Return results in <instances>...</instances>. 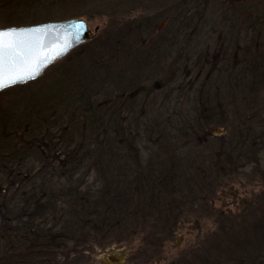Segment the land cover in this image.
Masks as SVG:
<instances>
[{
    "label": "trees",
    "instance_id": "trees-1",
    "mask_svg": "<svg viewBox=\"0 0 264 264\" xmlns=\"http://www.w3.org/2000/svg\"><path fill=\"white\" fill-rule=\"evenodd\" d=\"M8 1L13 12L4 19L9 24L26 19L20 14L40 10L46 1L62 9L98 4L96 12L111 18L104 38L76 49L47 78L0 92V264H83L80 255L59 257L69 245L128 235L138 227L144 232L150 228L146 246L154 245L148 241L155 236L166 242L177 217L186 207L205 206L216 177L224 175L220 158L212 170L215 176L208 175L205 160L216 151L206 132L224 124L210 107L227 90L221 73L234 69L236 54L229 60L228 48L220 52L218 61L226 59V64L218 70L207 64L208 73L199 82L206 64L195 56L210 18L188 0L136 24L114 19L121 2ZM163 20L167 25L146 44L143 34L149 38ZM173 54L181 57L186 71L179 83L176 70L170 77L160 76ZM133 56V78L121 82L118 94L100 99L95 73L107 75L109 70L99 67V61L106 58L125 67L133 64ZM150 65L157 73L142 78ZM213 69L218 74L212 79ZM125 72L119 71L120 81ZM7 91L13 93L3 105ZM176 91L174 110L160 112V95L166 92L163 101L168 103ZM140 143H147L146 157ZM90 172L98 184L87 187ZM212 210V216L222 214ZM150 220L154 222L148 225ZM242 231L244 240H226L218 264H264L263 218Z\"/></svg>",
    "mask_w": 264,
    "mask_h": 264
},
{
    "label": "rangeland",
    "instance_id": "rangeland-1",
    "mask_svg": "<svg viewBox=\"0 0 264 264\" xmlns=\"http://www.w3.org/2000/svg\"><path fill=\"white\" fill-rule=\"evenodd\" d=\"M102 1L113 4L121 2L118 9L119 13L116 14L117 18L114 17V19L120 22L132 21L136 24L160 16L181 0ZM188 1L197 5V10L201 12L205 10L206 16L210 18L208 19V26L203 31L202 47L197 50L199 56H195H201L202 64H206L199 82L208 73L206 71L208 70L207 64H211L212 67L215 66L217 70L219 66L226 64V59L225 61H218L220 52H225L228 48L226 57L233 53L237 56L235 63H231L234 69L229 73L224 71L221 73L222 77H227L226 80L223 79L227 90L222 91L221 97L214 100L210 107L217 114L219 123L224 124L213 126L206 132V136L211 138V150L216 151L213 158L205 160L206 165L209 166L208 175L212 178L215 176L212 170L217 158H220L219 165H223L224 175L218 176L216 173L218 177H216L211 188L212 192L205 206L200 204L191 208L186 207L183 213L177 217L176 224L171 229L166 242H164L165 240L164 243L157 240L155 236L151 241H148L154 245L148 244L146 246L145 240L149 239L146 237V231L149 232L150 228L144 232L142 228L138 227L136 231H132L128 235L109 237L105 240L92 238L88 243L78 247L69 245L59 257L60 261H63L66 255L69 259L74 255H80L83 257V264H218V261L216 262L217 257L229 237L244 240L243 235L245 233L242 231L244 227L245 229L251 227L261 218L264 220V79L259 82L261 73L264 77V0H247L244 2H234L233 0ZM6 2L9 1L0 0V28L35 25L78 17L84 19L91 30L98 27L96 37L91 41L93 42L107 35L106 29L110 24L111 17L96 12L100 6L98 4L91 7L71 6L69 4L64 10L59 5L47 4L49 1L41 4L43 8L40 10L32 9L29 13L20 14V17L26 18L21 22L13 21L9 24L5 22L4 18L8 17L13 9L10 10ZM106 5L103 3V6ZM208 7L211 13L207 12ZM31 17L33 19L38 18L36 22H33ZM166 25L167 20L160 21L156 24V29L150 33L149 38L143 34L145 43L150 45ZM75 50L48 68L41 78H47L51 71H54V66L65 61L68 56H73ZM199 50L204 52V57ZM180 58L179 55L173 54L166 61L160 76L170 77L176 70L178 72L177 83H179L183 75L186 74L182 68L183 61ZM86 63L88 64V61ZM99 63V67L104 66L109 70L107 75L102 72H99V75L95 73L97 75L95 77L96 90L99 92L100 99H104L108 95L118 94L122 87L121 82L133 78L131 75L134 74V67L136 66L134 56L131 62L133 64H127L125 67L122 64L108 62L106 58ZM124 68L126 69V79L120 81L118 73ZM157 71L150 65L141 73L142 78H145L149 72L157 73ZM230 72H232V79L234 80L228 78ZM217 74L218 72L213 69L212 79ZM188 77L191 80L195 79L196 72H190ZM253 79H255V85H252ZM175 87L173 85L171 89L173 90ZM12 93L7 91L2 96L1 103L3 105H6V101ZM166 94L163 92L156 102V107L163 105L160 112L163 110L172 112L175 101L179 100H176L178 94L176 91L169 97L170 102L165 103L163 98ZM139 146L143 156L146 157L147 143H140ZM86 182L87 187L98 184L92 172L89 173ZM212 209L215 212H222V214L216 213L212 216L209 214ZM225 216L230 220H225ZM153 222L154 220H150L148 225ZM231 233L233 236H230ZM157 245L159 247L156 249ZM107 256H113L118 261H109Z\"/></svg>",
    "mask_w": 264,
    "mask_h": 264
},
{
    "label": "snow or ice",
    "instance_id": "snow-or-ice-1",
    "mask_svg": "<svg viewBox=\"0 0 264 264\" xmlns=\"http://www.w3.org/2000/svg\"><path fill=\"white\" fill-rule=\"evenodd\" d=\"M81 30L82 24L74 26ZM50 29L31 28L0 30V90L35 79L43 67L64 55L72 46V40H64L52 56L42 55L43 35ZM75 39H79V34Z\"/></svg>",
    "mask_w": 264,
    "mask_h": 264
},
{
    "label": "water",
    "instance_id": "water-1",
    "mask_svg": "<svg viewBox=\"0 0 264 264\" xmlns=\"http://www.w3.org/2000/svg\"><path fill=\"white\" fill-rule=\"evenodd\" d=\"M234 2H244L247 0H233ZM77 24H82L83 28L81 30L76 29L74 26ZM31 28H41V29H50L46 35L42 34L43 37V43H44V51L42 55L44 56H52L55 54V52L58 49V46L60 43H63L64 40L71 39L73 46L62 56L54 59L51 63H49L46 67H43L42 70L39 72V74L36 76L35 79H30L27 82L24 83H17L13 86L4 88L0 90V92L15 87V86H22L25 84H28L30 82L36 81L40 79L44 72L50 68L51 66L55 65L56 63L60 62L68 54H70L73 50L76 48L86 45L92 40L95 39L96 33L98 32V27L91 30L89 27V24L82 18L78 17H72L60 21H49L44 23H39L35 25H25V26H11V27H5L0 28V30H22V29H31ZM79 34V39H75L76 35ZM118 260H115L117 262Z\"/></svg>",
    "mask_w": 264,
    "mask_h": 264
},
{
    "label": "bare ground",
    "instance_id": "bare-ground-1",
    "mask_svg": "<svg viewBox=\"0 0 264 264\" xmlns=\"http://www.w3.org/2000/svg\"><path fill=\"white\" fill-rule=\"evenodd\" d=\"M107 258H108L109 261H114V262H115V260H118L116 258H113V256H107Z\"/></svg>",
    "mask_w": 264,
    "mask_h": 264
}]
</instances>
